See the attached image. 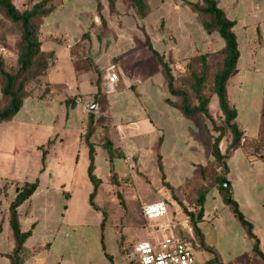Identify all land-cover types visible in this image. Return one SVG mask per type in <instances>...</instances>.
Wrapping results in <instances>:
<instances>
[{
	"label": "crops",
	"instance_id": "obj_1",
	"mask_svg": "<svg viewBox=\"0 0 264 264\" xmlns=\"http://www.w3.org/2000/svg\"><path fill=\"white\" fill-rule=\"evenodd\" d=\"M12 1L24 10L41 0ZM216 2L234 22L240 52L226 85L228 102L236 108L235 121L243 137L260 140L264 0ZM203 3L50 0L51 10L42 16L38 36L40 49L51 62L41 85L28 87L20 109L0 122V264H13L17 240L11 204L26 183L38 181L16 207L20 230L28 232L19 250L21 264H131L128 253L149 238L152 228L142 222V207L159 200L166 201L168 216L153 219L150 225L167 222L165 229L172 224L178 233L182 228L185 235L180 234L200 247L201 237L185 208L199 220L205 235L201 222L217 213L208 212L209 189H215L211 198L218 204L225 200L219 178L228 180L231 196L254 236L256 248L250 254L255 255L238 264H264L258 254L264 253V156L238 146L228 152L226 166L215 161L210 143L220 130L205 129L204 120L185 114L170 101L174 99L168 74L148 47L149 42L164 59L173 61L175 77L191 57L223 49V37L207 30L203 20L207 14L196 9ZM110 67L119 77L115 83L108 81ZM7 104L0 77V108ZM209 109L218 125L217 117L224 115L216 94ZM90 113L94 172L101 178L96 208L90 203L94 184L84 137ZM230 143L226 133L220 141L222 153ZM211 164L215 171H208ZM109 205L116 214L105 219L103 211L108 212ZM196 259L205 264L209 258L200 253Z\"/></svg>",
	"mask_w": 264,
	"mask_h": 264
},
{
	"label": "trees",
	"instance_id": "obj_2",
	"mask_svg": "<svg viewBox=\"0 0 264 264\" xmlns=\"http://www.w3.org/2000/svg\"><path fill=\"white\" fill-rule=\"evenodd\" d=\"M50 0H41L36 2L31 7L24 10H19L12 0H0V6L3 14L10 18L14 22L21 24L22 29V41L23 46L18 56L19 71L12 73L5 68V64L2 58H0V77L2 80L3 94L8 98V104L4 108H0V122L8 120L14 116V114L20 109L24 96L28 93L27 83L32 80L34 73L32 69L37 67L40 70L38 74H43L49 65V58L51 57L48 53L43 52L40 49V41L38 37V28L36 27V21L38 18H42L43 15L51 10L49 6ZM203 7H199L196 4V8L199 11L204 12L207 15L212 16L211 21L205 23L207 28L215 26L216 30L225 40V47L221 50H214L211 52L201 53L198 57V61L201 64L200 72L192 70L191 75L194 78L193 89L197 98V104L192 105L190 103L189 95L186 91L178 89L176 83L179 79L175 77L171 72V66L168 61L164 59V56L157 52L151 44L148 42V47L157 55L161 64L169 77V90L170 94L174 96H181L182 101L180 103L181 110L188 115L200 113L205 119L210 120L213 124L214 129L220 130L219 135L214 137L212 143L213 156L215 161L219 164L226 166V157L228 152L241 144L243 132L236 123V108L231 106L228 102L226 85L232 72L234 71L237 61L240 55L238 48V41L236 34L233 31L234 22L229 20L224 11L218 7L216 0H203ZM141 6V4H140ZM1 16V15H0ZM1 19V17H0ZM211 54L221 55L222 63L221 66L216 70L213 78V91L212 95L218 96L219 106L224 115V121L222 125H217L213 116L210 113L209 103L212 95H205L203 93V84L206 78V71L209 67V58ZM40 57L42 58L40 60ZM179 82V81H178ZM94 118L90 113L88 130L84 137L90 148V164L88 167V173L91 181L94 184V190L90 194V203L93 207H97L94 202V197L97 193L98 186L101 182V178L98 177L94 170L95 164V147L94 143L90 140V137L94 131ZM229 132L231 136V143L227 148L226 153H222L220 148V141L223 136ZM106 144H111L109 140ZM45 157V155L43 156ZM38 181L26 183L24 186L19 188L16 198L11 204L12 211V226L14 228L17 246L14 254L11 255L13 264H21L19 250L21 245L28 235V232H21L16 207L27 197H29L35 190ZM220 188L225 192V202L233 206V211L236 216L243 222L248 223L244 218L242 212L239 210L237 202L231 196L229 186H224L221 179L219 178ZM121 197V195H119ZM185 208V207H184ZM192 219L194 230L197 235L202 237L201 229L198 226V221L194 218L192 212L187 211ZM202 216V210L197 212V217L200 219ZM258 254L264 258V253L258 251Z\"/></svg>",
	"mask_w": 264,
	"mask_h": 264
},
{
	"label": "rangeland",
	"instance_id": "obj_3",
	"mask_svg": "<svg viewBox=\"0 0 264 264\" xmlns=\"http://www.w3.org/2000/svg\"><path fill=\"white\" fill-rule=\"evenodd\" d=\"M33 1L34 0H28L29 4H33ZM206 17L207 19H203L204 24L207 21L212 20L211 15H207ZM40 21V18H38L36 21V27L38 28V30ZM207 30L210 32L217 31L215 26H211L210 28H207ZM22 46L23 41L21 24L18 22H14L10 18L6 17L2 11L0 19V58L3 59L5 68L12 73H17L19 71L18 56L21 52ZM199 55L200 54H197L191 57L186 62L185 68L182 70V72L176 76L177 79H179V82L177 81L176 83L178 89L186 91L188 93L190 103L192 105L196 104L198 100L193 89L194 78L192 77L191 72L192 70H194L197 71L198 74H201V64L198 61ZM41 59L42 58L40 57V60ZM165 60L168 61L169 64L172 63L173 65V61H171L169 57H166ZM50 62L51 57L49 58V63ZM221 63L222 56L220 54H211V57L209 58V67L206 71L205 82L202 87L203 93L205 95H212L214 74L216 70L221 66ZM32 72L35 75L32 80L27 83V91L28 87H31V89H36L41 85L42 73L38 74L40 70L37 69V67H34L32 69ZM171 98H173L174 100L176 99L175 101H170L174 102L175 105L180 108L182 97L170 94V99ZM195 115L204 120L205 129L210 131L214 129L212 122L205 119L202 114L197 113ZM217 119L219 122L218 125H222L224 120L221 118V115L218 116ZM227 136L229 139H231L229 132H227ZM240 146H243L246 150L250 149L252 151V154H261L262 156H264V135L260 140H250L242 137ZM207 169L208 171L216 170L213 164L209 165ZM212 191H215V189L211 188L208 191L207 208L208 212L211 211L213 213H217H214L210 216L207 215L206 220L204 222H201V227L205 233L204 235L201 231V246L198 247L196 241L190 239L188 236H186V238H188L192 242L195 254L200 255V253H203V256L209 258L205 264H238L240 262V259L246 260L248 263L250 261V258L255 255V253L250 254L251 250L256 248L254 247V236L251 235L250 231L246 227V224L239 220V218L234 214L232 205L227 204L225 200L222 199L219 200L218 204L216 199L211 198ZM108 212L103 211L105 219L108 214L115 216L116 211L113 205H109ZM142 214V222L144 223V225L152 227L150 228L151 231L149 239L161 240V238H163L164 236V233H170V229L168 231L165 229L167 222H163L162 224H160L161 222L157 221L152 223L151 226L150 222L153 221V219L149 220L144 215V213ZM164 221H166V219ZM154 231L156 232V234L154 233ZM179 231L182 235H185L182 228L179 229Z\"/></svg>",
	"mask_w": 264,
	"mask_h": 264
},
{
	"label": "built area",
	"instance_id": "obj_4",
	"mask_svg": "<svg viewBox=\"0 0 264 264\" xmlns=\"http://www.w3.org/2000/svg\"><path fill=\"white\" fill-rule=\"evenodd\" d=\"M107 77L110 83L119 79L113 67L108 68ZM77 101H82L80 96H77ZM142 210L149 220L168 216V206L164 200L145 204ZM167 228L170 233H164L161 240L146 238L138 241L128 253L131 264H199L192 242L175 232L172 224Z\"/></svg>",
	"mask_w": 264,
	"mask_h": 264
},
{
	"label": "water",
	"instance_id": "obj_5",
	"mask_svg": "<svg viewBox=\"0 0 264 264\" xmlns=\"http://www.w3.org/2000/svg\"><path fill=\"white\" fill-rule=\"evenodd\" d=\"M95 107H96V105H95V104H92L90 108H91V110H94ZM222 181H223V184H224L225 186H229V182H228V180H226L225 178H222Z\"/></svg>",
	"mask_w": 264,
	"mask_h": 264
}]
</instances>
